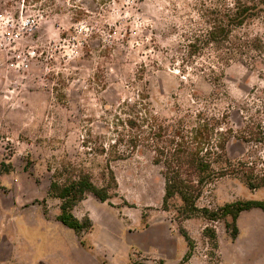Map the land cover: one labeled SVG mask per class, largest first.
Here are the masks:
<instances>
[{"label": "rangeland", "instance_id": "374dc122", "mask_svg": "<svg viewBox=\"0 0 264 264\" xmlns=\"http://www.w3.org/2000/svg\"><path fill=\"white\" fill-rule=\"evenodd\" d=\"M196 4L0 0V162L11 164L0 173V264H250L240 256L239 239L248 212L239 214L235 238L225 225L230 215L179 221L162 207L164 180L151 150L111 146L136 110L169 117L209 99L210 112L226 120L228 157L243 163L239 175L221 177L199 204L264 200V185L251 189L245 182L247 174L264 177V9L240 29L254 47L221 66L216 84L201 71L203 59L187 57L182 35ZM26 18L36 22L31 34L7 39ZM96 137L106 143V155L88 166L98 182L100 168L110 166L116 194L106 202L88 194L74 207L79 219L92 221L77 234L56 218L47 164L64 153L84 157V139L93 146ZM117 152L122 156L113 157ZM206 226L215 229L217 246ZM181 227L194 242L185 261L189 245Z\"/></svg>", "mask_w": 264, "mask_h": 264}, {"label": "trees", "instance_id": "16d2710c", "mask_svg": "<svg viewBox=\"0 0 264 264\" xmlns=\"http://www.w3.org/2000/svg\"><path fill=\"white\" fill-rule=\"evenodd\" d=\"M194 9L196 17L186 20L190 30L182 35L187 57L203 59L201 71L218 84L223 73L220 67L254 47L250 37L242 34L240 29L263 11L264 0H197ZM196 100L202 108L178 107L169 117L136 110L122 120V130L117 131V138L111 146L115 151L118 146L129 150L141 145L147 147L152 152L153 163L161 167L163 209L174 212L179 221L200 215L214 222L230 215L231 221H226L225 225L235 238L239 232V214L252 208L264 211V200L239 199L217 207L199 204L202 196L221 177L239 175V166L243 162L234 163L227 155L224 115L210 112L209 99ZM91 141H83L84 157L72 159L64 153L53 156L47 164L50 172L47 193L59 201L56 218L77 234L89 230L92 221L88 216L79 219L73 212L74 207L88 194L102 202L109 201L117 188L115 175L108 165L100 168V181L95 179L88 165L96 156L106 155V143L96 137L94 145L89 146ZM120 156L122 154L117 152L113 157ZM10 167L11 164L0 162V173L9 171ZM245 182L254 189L264 185V177L250 178L247 174ZM180 231L189 245L183 258L185 261L191 255L194 242L183 227ZM203 232L217 246L215 229L206 226Z\"/></svg>", "mask_w": 264, "mask_h": 264}, {"label": "crops", "instance_id": "0c3cea01", "mask_svg": "<svg viewBox=\"0 0 264 264\" xmlns=\"http://www.w3.org/2000/svg\"><path fill=\"white\" fill-rule=\"evenodd\" d=\"M263 211V210H262ZM259 210H246L248 215L244 216V219L247 220L248 226L245 230V237L241 239L239 237L240 230L239 228V239L241 243L245 244L241 248L240 256L245 259L246 262L250 264H256L260 259H264V224H258V218H264V213ZM241 223V216L238 219Z\"/></svg>", "mask_w": 264, "mask_h": 264}, {"label": "built area", "instance_id": "2783aa9c", "mask_svg": "<svg viewBox=\"0 0 264 264\" xmlns=\"http://www.w3.org/2000/svg\"><path fill=\"white\" fill-rule=\"evenodd\" d=\"M35 27H36V22L34 18H26L24 20H21L17 26V29L8 30L6 32L7 39L14 42L21 36V33L31 34V32L35 29Z\"/></svg>", "mask_w": 264, "mask_h": 264}]
</instances>
